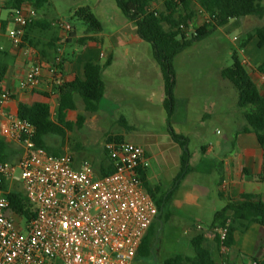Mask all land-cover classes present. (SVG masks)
<instances>
[{"label":"crops","instance_id":"crops-1","mask_svg":"<svg viewBox=\"0 0 264 264\" xmlns=\"http://www.w3.org/2000/svg\"><path fill=\"white\" fill-rule=\"evenodd\" d=\"M206 1L208 0H195L192 10H195L197 13L193 19L191 30L205 24L207 16L202 12V9ZM261 3L264 6V0H261ZM0 4V19L4 24V31L0 35V90L1 93L10 92L11 94V100L5 105L4 113L18 116L20 104H26L28 106L47 104L50 106L52 116L54 118L56 117L60 93L59 86L56 84L57 78L54 75V71L56 69L55 61L58 58L59 51L62 52V64L57 77L62 80L63 84H70L77 80L85 81V68L89 63H95L104 67L108 61H111L103 69L102 73L106 89L104 98L100 103L99 111L95 114H89L86 113L85 109L78 111L77 107L76 110L68 111L66 113V121L72 123L74 127H77L75 124L79 115H86L84 125L87 123L88 115H94L91 121L98 125L105 122L110 116H115L124 105H131L136 112L143 108L142 91L135 89L133 84L146 81L149 78L151 72V56L147 57L148 50L146 49L128 47V43L120 35L122 31L126 33L128 30L132 37V42L140 43L142 40L138 37L137 28L133 22H125L122 30L118 32V35H120L117 38L119 46L111 45L108 51H104L103 47L105 42L101 40L103 29L102 32L96 34H87L86 30L83 36L78 37L74 27H72V31H65L60 27V21L51 19L42 13V10L50 6V0L47 5L39 9L34 7V0H26L18 9H34L38 16L35 22L27 29L23 46L16 49L12 46L8 37V30L13 27L10 23V15L13 12V9H11L12 5L8 3V0H0ZM161 5L163 6L162 3L154 4V8L158 9ZM163 10L164 6L159 11ZM95 16L101 22L103 28V22L100 17L96 14ZM117 19L119 20V16H117ZM257 21H264V17H247L234 20L227 26L214 31L208 37V40L213 41L211 54L217 55V47L221 48L218 43L219 38L216 36L217 33H221L227 37L228 33L236 30L240 33L232 40L235 46L230 53L232 58L233 52L238 50L239 44L244 36L264 26V23L259 24ZM75 44L81 45L83 48L82 51L78 54L74 53L73 58L67 57V48ZM193 46L176 57V59L184 55L188 50L193 49ZM202 51L208 54V50L204 49ZM239 56L252 81L258 87L261 95L264 96V85L261 80L262 72L259 70V67L264 64V48L259 47L258 38L254 37L244 49L239 50ZM102 59H106V63H102ZM35 65L42 66L44 78L48 83V87L43 93L27 92L20 88L21 80ZM225 68L227 67H218L217 70L220 77L221 71ZM175 98L176 109L183 107L184 104L187 107V104L191 102L190 98L179 97L177 91ZM80 99L79 96L75 97L76 101ZM165 100L164 83V90L161 97L164 108ZM178 115L179 112L176 110L174 119L179 117ZM241 117L243 120L239 123L240 125L236 124L235 128L230 129L228 134L223 137V141L209 146L202 145L200 151L190 153L189 171L176 187H174V184L181 171L183 150L173 141L181 151L179 163L177 164L178 172L173 179L170 189L162 190L161 186H155V188L159 187L161 189L159 196L172 192L164 211L157 218L158 221H162L160 228L168 227L170 231L179 230L183 232L182 239L176 240L175 245L181 248L182 241L185 240L188 245L187 251H179V254L173 257H195L192 240L201 235L205 239L204 248L211 253L212 259L216 264H223L224 262L228 264H254V262L264 264L263 226L258 223H252L245 232H236L234 246L230 248L227 256L221 254L216 234L212 227L215 213L227 205L228 199L235 203H241L244 194L264 196V144L262 145L260 143L258 136L254 132H244V129L247 127V122L243 113ZM122 118L127 122V127L123 125L122 127L132 129L133 127L129 125V122L124 116L119 118V122ZM4 119V115L0 114V128ZM181 119L183 120V124L189 123L190 113L188 108L184 109ZM83 127L77 128L81 130ZM72 129L67 131V134ZM179 135L188 139L183 133ZM0 138H2L1 134ZM47 138L45 142L49 147L48 141L50 139L47 140ZM63 139H66V137ZM123 142L129 141H125L124 139ZM7 143L9 145L8 155L10 161H19L22 154L21 147L16 143ZM49 148L58 154V156L66 153L72 155L77 166L83 161H89L92 164L91 161L95 160L89 159L81 153H73L74 151L70 148L62 150ZM105 155L106 160L102 164L107 165L109 159L106 150ZM146 156L149 164V153L146 152ZM99 167L96 168L94 166L98 174ZM147 181L150 187L149 166L147 167ZM221 195L224 197L222 198Z\"/></svg>","mask_w":264,"mask_h":264},{"label":"built area","instance_id":"built-area-1","mask_svg":"<svg viewBox=\"0 0 264 264\" xmlns=\"http://www.w3.org/2000/svg\"><path fill=\"white\" fill-rule=\"evenodd\" d=\"M37 16L34 9L20 8L11 13L13 27L8 37L14 48L23 46L27 29ZM206 16L205 23H210ZM59 25L72 31L69 24ZM3 31L0 19V35ZM61 64L59 51L54 71L57 86L63 84L57 77ZM261 80L264 85V72ZM47 87L41 65L33 66L20 82V88L27 92L43 93ZM10 100V92L0 94V114L5 118L0 134L5 141L18 144L22 154L17 162H0V178L13 191L11 182L17 170L21 171L22 191L35 206V216L30 221L15 219L0 187V264H134L159 216L140 172L149 166L144 147L129 142L106 143L113 172L101 177L89 161L77 166L68 153L55 156L38 147L36 127L4 113ZM214 232L221 254L227 256L228 229L215 228Z\"/></svg>","mask_w":264,"mask_h":264},{"label":"trees","instance_id":"trees-1","mask_svg":"<svg viewBox=\"0 0 264 264\" xmlns=\"http://www.w3.org/2000/svg\"><path fill=\"white\" fill-rule=\"evenodd\" d=\"M26 0H8L11 9L17 10ZM116 5L122 14L133 22L137 28L138 37L151 45L153 56L158 63L163 74L165 83V109L168 113L169 133L175 143L183 150L181 159V171L176 178L174 187L184 179L189 171L190 152L188 149V139L175 133L171 126L176 98V75L174 62L176 57L195 43L208 38L214 31L227 26L231 21L247 17H264V6L261 0H208L203 4V10L210 18V23L196 28L190 32L196 11L192 10L195 1L176 0H115ZM49 3V0H34L36 9L42 8ZM162 3L163 11L154 8V4ZM76 18L87 27V34L102 32V24L90 8H81L75 12ZM184 26V28H182ZM257 37L259 47L264 48V26L248 33L239 44L238 50L232 54V65L221 71V78L230 82L238 93V107L243 111L247 127L244 132H254L264 144V96L261 95L258 87L252 81L248 71L243 66L239 50L244 49L250 41ZM102 67L95 63H89L85 68L86 80L75 81L70 84L59 86L60 101L57 115L54 118L50 106L47 104H36L28 106L19 105L18 117L29 121L37 129L36 144L38 147L46 149L51 154L53 152L45 142L48 136H60L65 138L67 131L74 125L66 121V113L76 110L75 97L79 96L85 105V111L95 114L100 109V103L105 95V82L103 80V69L110 64ZM61 65L57 66L60 69ZM264 72V64L259 67ZM1 81V78H0ZM1 94V90H0ZM86 121V115H79L76 122L78 128H82ZM120 123L127 127L124 118ZM121 136H108L106 142H123ZM9 145L0 138V162L10 161L8 155ZM113 172L110 162L107 165L101 164L99 176H106ZM146 190L153 197L159 214L164 211L168 199L172 192L159 196L160 188L152 190L147 181V169L140 171ZM221 172V170H220ZM0 187L10 203L12 214L16 218H24L30 221L35 216V206L26 198L23 191H9L7 183L0 178ZM223 198L224 196L221 195ZM241 203L227 200V205L216 212L213 218L212 227L227 228L228 237L226 245L230 248L234 246L236 232H245L252 223H258L264 227V196L254 194H244ZM159 217V216H158ZM162 221L156 220L146 235L135 260L156 257V242L159 239V230ZM219 245V237L216 236ZM205 239L198 236L192 240L195 257L175 256L164 261L163 264H216L212 259L211 253L204 248ZM228 264V263H227Z\"/></svg>","mask_w":264,"mask_h":264},{"label":"rangeland","instance_id":"rangeland-1","mask_svg":"<svg viewBox=\"0 0 264 264\" xmlns=\"http://www.w3.org/2000/svg\"><path fill=\"white\" fill-rule=\"evenodd\" d=\"M81 8H90L98 15L103 22L101 40L105 42L103 50L108 51L111 45L119 46L117 38L121 35L128 47L142 48L148 50L147 57L151 58L150 76L146 81L133 84L135 89L141 90L142 109L136 112L131 105L122 106L121 110L110 116L105 122L95 124L91 121L94 115H88L87 123L83 129L74 127L63 137H48V145L54 149L70 148L73 153H81L98 168L106 160L105 145L107 136L121 135L125 141L136 143L144 147L149 153V178L150 188L161 186L162 190L172 187L179 163L180 149L175 145L169 134L168 113L163 107L161 97L164 90V83L160 68L154 59L152 47L149 43L141 41L132 42V37L127 30L118 32L124 27V23L130 21L121 13L115 0H50L42 13L51 19L69 24L76 29L78 37L84 35L87 27L75 16V12ZM159 10L163 6H159ZM119 16V20L117 19ZM264 23V21H257ZM195 30L192 29L190 32ZM125 33V34H124ZM239 31L228 33L227 37L217 33L219 45L217 55L211 54L213 48L212 40L208 38L194 44L193 49L188 50L184 55L174 62L176 75L177 95L183 98H190L187 107H178L179 117L174 119L175 112L171 118V126L178 134H185L188 137V149L190 153L200 151L202 145H213L223 141V137L230 129L235 128L242 122V110L238 107V93L228 81L223 80L218 67H230L232 58L230 53L235 47L232 40L239 35ZM82 46L75 44L66 50L67 57L73 58L74 53H80ZM208 50V54L202 50ZM102 59V63H106ZM77 102V110H84L85 105L80 99ZM188 108L190 120L183 124L182 114ZM100 114V113H99ZM124 116L132 129L122 127L119 118ZM204 123V124H202ZM240 125V124H239ZM15 190H23L21 183V171L15 173L14 181L11 182ZM159 239L156 242V257L143 258L134 264H163L164 261L179 254V251H187L186 240L182 241V247L176 246V240H181L183 232L170 231L168 227L160 228Z\"/></svg>","mask_w":264,"mask_h":264}]
</instances>
